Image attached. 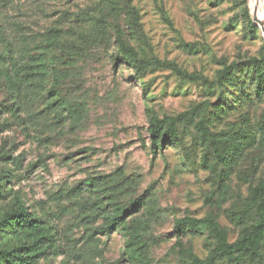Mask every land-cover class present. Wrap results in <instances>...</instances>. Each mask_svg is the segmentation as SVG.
<instances>
[{"label": "rangeland", "instance_id": "1", "mask_svg": "<svg viewBox=\"0 0 264 264\" xmlns=\"http://www.w3.org/2000/svg\"><path fill=\"white\" fill-rule=\"evenodd\" d=\"M246 4L253 17L255 0H0V219L23 205L54 228L57 247L41 264H131L120 230L78 222L79 197L54 200L93 175L142 177L122 203L153 207L152 217L141 205L127 219L151 220L149 264L203 261L221 237L240 238L245 217L256 218L247 205L264 182V96L247 71L222 90L189 78L214 82L224 64L259 57L264 30L247 27ZM258 6L264 19V0ZM99 17L105 39L85 44L82 33ZM116 28L138 57L166 66L140 80L121 57ZM60 98L82 111L80 123L60 114ZM196 107L177 123L173 144L153 149L152 117ZM244 133L255 141L232 150L229 140ZM186 217L212 218L220 234L179 238ZM242 262L264 264V249Z\"/></svg>", "mask_w": 264, "mask_h": 264}, {"label": "trees", "instance_id": "2", "mask_svg": "<svg viewBox=\"0 0 264 264\" xmlns=\"http://www.w3.org/2000/svg\"><path fill=\"white\" fill-rule=\"evenodd\" d=\"M248 4V1H247ZM246 4L243 15L247 19V27L256 33L259 27L254 23L249 5ZM113 3L110 10L118 12L120 9ZM262 17L263 14L259 10ZM95 24L81 35L83 42H100L105 39L108 26L102 17L94 20ZM134 25L137 26V19L134 17ZM140 32V31H139ZM116 43L119 47L121 57L128 68L134 71L135 75L141 80L149 70L165 67L166 64L156 59L140 58L136 52L128 47L123 41L120 29L116 28ZM243 66V67H242ZM51 74L56 79H62L63 73L56 68H51ZM247 71L250 79L254 83V94L262 99L264 96V45L262 46L259 57L250 59L247 63L223 65V69L218 72L214 82L194 75L191 79L203 80L211 87L222 90L228 85L240 82V74ZM7 79L12 88H17L7 71ZM60 114L67 117H74L76 122L83 120L82 111L74 108L67 100H58ZM199 107L186 111L177 117H167L160 120L152 117L149 132L152 138L153 149L157 150L165 143L173 144L176 139L175 127L183 119H188L198 112ZM152 114V111H150ZM264 139V133H263ZM230 145L232 150L241 149L245 151L255 138H250L248 133L243 136L232 137ZM228 159V158H227ZM229 168L233 169V163L229 161ZM119 173L106 175H93L84 180L79 187L71 191H62L54 196L55 201L81 199L76 203L78 222L95 227L97 223L105 222V228L101 232L110 233L112 230H120L126 239L125 252L131 264H149L150 244L144 240V234L151 228L149 218L134 219L127 221L128 216L135 212L141 205L147 207L149 216L154 214L153 207L146 199H139L135 204L125 205L122 203L123 194L137 186L141 181L140 175H131L120 181ZM0 193V198H1ZM256 209V218L250 221V217L241 222L247 224L241 232V236L235 242H228L221 237L219 244L210 252L208 257L196 264H243L242 258L247 255H257L264 249V182L257 185L253 190L248 205ZM63 211V210H62ZM240 223V222H239ZM209 230L214 235H219L220 230L212 218L196 219L191 217L177 221L175 233L179 238L196 237ZM57 247V239L54 228L38 216L33 214L23 205L15 207L10 212L4 214L0 219V264H41L47 259L52 251Z\"/></svg>", "mask_w": 264, "mask_h": 264}, {"label": "water", "instance_id": "3", "mask_svg": "<svg viewBox=\"0 0 264 264\" xmlns=\"http://www.w3.org/2000/svg\"><path fill=\"white\" fill-rule=\"evenodd\" d=\"M258 2L259 0H255L256 5L253 8V21L264 30V19L258 17Z\"/></svg>", "mask_w": 264, "mask_h": 264}, {"label": "bare ground", "instance_id": "4", "mask_svg": "<svg viewBox=\"0 0 264 264\" xmlns=\"http://www.w3.org/2000/svg\"><path fill=\"white\" fill-rule=\"evenodd\" d=\"M254 5H256V3H255ZM258 17H259V18H262L261 15L259 14V6H258ZM262 19H263V18H262Z\"/></svg>", "mask_w": 264, "mask_h": 264}]
</instances>
